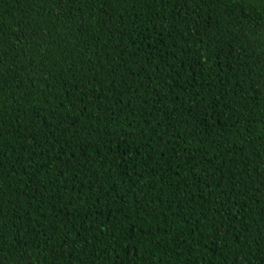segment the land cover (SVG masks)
<instances>
[{"label": "trees", "instance_id": "16d2710c", "mask_svg": "<svg viewBox=\"0 0 264 264\" xmlns=\"http://www.w3.org/2000/svg\"><path fill=\"white\" fill-rule=\"evenodd\" d=\"M0 264H264V0H0Z\"/></svg>", "mask_w": 264, "mask_h": 264}]
</instances>
